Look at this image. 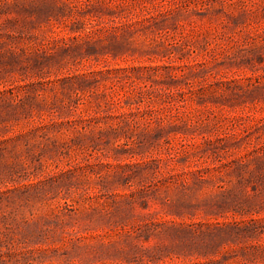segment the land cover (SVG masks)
<instances>
[{"label": "rangeland", "instance_id": "obj_1", "mask_svg": "<svg viewBox=\"0 0 264 264\" xmlns=\"http://www.w3.org/2000/svg\"><path fill=\"white\" fill-rule=\"evenodd\" d=\"M0 264H264V0H0Z\"/></svg>", "mask_w": 264, "mask_h": 264}]
</instances>
